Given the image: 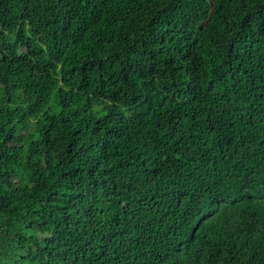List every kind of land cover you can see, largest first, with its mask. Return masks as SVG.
<instances>
[{
  "label": "trees",
  "instance_id": "trees-1",
  "mask_svg": "<svg viewBox=\"0 0 264 264\" xmlns=\"http://www.w3.org/2000/svg\"><path fill=\"white\" fill-rule=\"evenodd\" d=\"M0 264H264V0H0Z\"/></svg>",
  "mask_w": 264,
  "mask_h": 264
}]
</instances>
